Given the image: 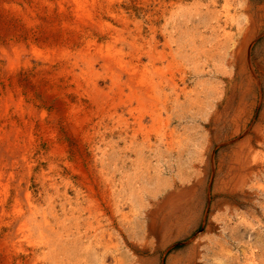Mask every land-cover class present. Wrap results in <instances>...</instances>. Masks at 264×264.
<instances>
[{
    "label": "rangeland",
    "instance_id": "obj_1",
    "mask_svg": "<svg viewBox=\"0 0 264 264\" xmlns=\"http://www.w3.org/2000/svg\"><path fill=\"white\" fill-rule=\"evenodd\" d=\"M84 1L0 0V264H264V0L249 84L195 12Z\"/></svg>",
    "mask_w": 264,
    "mask_h": 264
},
{
    "label": "bare ground",
    "instance_id": "obj_2",
    "mask_svg": "<svg viewBox=\"0 0 264 264\" xmlns=\"http://www.w3.org/2000/svg\"><path fill=\"white\" fill-rule=\"evenodd\" d=\"M75 1L78 3V7H80L84 0H75ZM169 1H170L169 5L172 7V9H175V10L186 9L188 11L195 12V15H197V19L200 20L199 22H203L204 32L199 33L200 35L198 36V40L200 41V50H198V52L194 53L193 55H197V53H200L201 55L204 56L203 60L210 62L211 65L217 70L218 69H224L226 67L227 68L231 67L230 65L232 64V62L238 60L240 68H241L240 71L244 72V74H245L244 76H245V79L247 80L248 84L253 82V77L250 74V71L248 69V60L246 59V53L247 52H245V51L247 49L250 37L254 33V27H253V25H249V24L247 25L246 24V22H245L246 17L243 18V20H240L239 19L240 14H239V17H236L234 15V13H232V12H235V10H234L235 4L240 6L241 10L246 11V10L250 9L246 0H235V1L233 0V2H235L234 4H233V2L231 3L232 0H190L189 4H187L188 1H186V0H169ZM84 3H85V1H84ZM183 3H186V4L182 5ZM82 7H83V5H82ZM241 19H242V17H241ZM117 55H119V54L117 53ZM118 60H119V58H118ZM123 65H124V63H123ZM218 71H220V70H218ZM133 72H135V69ZM227 72H229V71L227 70ZM142 74L140 73V75H142ZM143 76H144V74H143ZM144 78H145V76H144ZM138 79H141V78L139 77ZM147 79L149 80V78H147ZM136 81H137V79H136ZM148 82H150V81H148ZM145 83L147 84V82H145ZM151 84H152V82H151ZM151 86H152L151 87V89H152L154 86L153 85H151ZM213 89L214 88H212V90ZM145 90H146V88H145ZM176 90H177L176 84L172 81L171 82V91L175 93ZM202 90L204 91V89H202ZM180 91H181L180 93L184 94V96L186 98H189L188 94H190L191 92L187 91L185 87L181 88ZM146 93H148V92L146 91ZM150 95H152V94H150ZM177 96L178 95L176 94L175 99H174L175 102L178 101ZM25 194H27V193H25ZM21 225H23V223ZM37 228L39 230V233H41V234H43V232L45 230H47V232H51V233L53 231L51 226L49 227V224L45 221L44 218H43L42 223L39 224L37 226ZM46 238L47 237H45V239ZM49 239H50V237H49ZM43 242L45 244L44 239H43ZM54 246H56V245H54Z\"/></svg>",
    "mask_w": 264,
    "mask_h": 264
}]
</instances>
